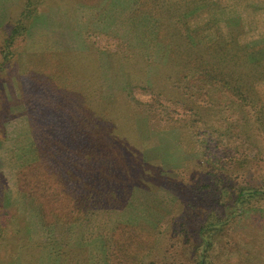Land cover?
Returning <instances> with one entry per match:
<instances>
[{
  "label": "rangeland",
  "instance_id": "1",
  "mask_svg": "<svg viewBox=\"0 0 264 264\" xmlns=\"http://www.w3.org/2000/svg\"><path fill=\"white\" fill-rule=\"evenodd\" d=\"M82 2L44 0L17 59L0 74V264H111L109 235L117 224L141 226L150 234L156 229L153 251H147L144 264H192L194 218L203 216L193 218L188 208L197 203L189 199L176 207L174 216L175 198L166 190L175 186L186 157L172 128L147 120L128 102L127 68L138 74L137 86L145 92L152 86L165 92L170 87L167 76L175 69L184 71L214 41L221 46L235 41L250 54L264 49V0H141L140 5L100 0L92 6ZM23 3L0 0V25L15 20ZM91 39L97 44L91 45ZM197 46L201 53L193 54L190 49ZM214 47L220 51V46ZM178 58L182 68L174 67ZM90 85L111 95L93 99L96 115L102 110L115 115L120 121L110 127L115 134V128L132 119L138 139L132 151L114 157L110 170L102 160L88 169V175L98 172L92 213L76 224L46 225L19 195L17 174L48 153L51 138L59 140L53 144L56 152L72 151L73 135L59 134L55 123L67 117L61 104H68L72 94L73 103L83 104ZM251 88L261 100L264 117V79ZM233 114L237 115L228 110L227 118ZM250 130L251 145L264 155V128L259 134ZM140 157L159 163L161 176L149 164L142 168ZM143 170L152 179L140 177ZM221 210L224 215L226 209ZM253 217L226 233L211 253L213 264H264V217Z\"/></svg>",
  "mask_w": 264,
  "mask_h": 264
},
{
  "label": "trees",
  "instance_id": "2",
  "mask_svg": "<svg viewBox=\"0 0 264 264\" xmlns=\"http://www.w3.org/2000/svg\"><path fill=\"white\" fill-rule=\"evenodd\" d=\"M43 1L23 0L18 17L8 25H0V74L17 59L32 22L40 15ZM93 1L100 0H83L82 5L92 6ZM131 2L142 4L141 0ZM174 37L180 39L181 35L176 33ZM93 40L90 42L94 46L97 42ZM221 45L217 41L209 44L198 57L199 61L189 63L184 71L168 68L174 71L173 76H167L170 87H166L165 92L153 86L146 92L139 88V76L129 67L124 87V95L138 113L151 122L173 129L186 157L175 186L166 190L175 198L173 215L176 207L189 199L197 203L188 208L193 218L199 213L203 216L201 220L194 218L195 259L192 264H213L211 253L228 231L249 217H264V160L263 163L258 160L264 159V155L256 150L258 147L253 148L255 145L250 143L253 137L247 132L252 128L249 132L259 134L264 128L263 106L251 88L254 82L264 79V49L250 54L235 41ZM214 46H220V51ZM119 50L117 47L115 55ZM190 51L201 53L200 46ZM181 60L178 58L175 68L181 66ZM165 71L161 68V75ZM54 85L58 88V84ZM61 95L58 98L63 103ZM74 96L72 94L68 104L64 103L67 105L61 104L66 119L57 118L55 123L59 134L69 131L73 135L72 151L56 152L53 144L59 140L51 138L46 146L48 153L17 174L19 195L29 201L43 223L50 226L76 224L92 213L98 200V182L94 181L98 172L91 170L92 174L88 175V169L102 160L106 171L110 170L115 163L114 157L132 151L138 139L131 126L132 119L125 118L127 126L124 123L118 126L115 134L110 130L118 121L114 120L115 115H107L104 110L96 115L91 105L93 99H109L111 95L90 85L82 97L83 104L73 103ZM228 110L237 115L228 119ZM211 114H214L212 119L206 118ZM124 133L134 137L123 139ZM140 159L142 168L149 164L161 176L159 163ZM139 173L145 180L152 179L144 170ZM124 200L126 206L127 197ZM222 208L226 209V215ZM260 228L264 232V225ZM112 230L109 235L111 264H144L147 251H153L156 229L150 234L141 226L117 224Z\"/></svg>",
  "mask_w": 264,
  "mask_h": 264
}]
</instances>
